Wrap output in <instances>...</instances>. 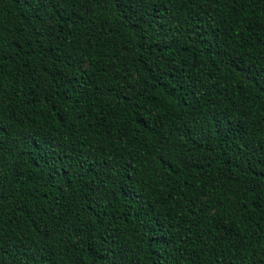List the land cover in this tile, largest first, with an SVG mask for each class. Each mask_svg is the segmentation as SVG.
Returning <instances> with one entry per match:
<instances>
[{"label": "trees", "instance_id": "obj_1", "mask_svg": "<svg viewBox=\"0 0 264 264\" xmlns=\"http://www.w3.org/2000/svg\"><path fill=\"white\" fill-rule=\"evenodd\" d=\"M0 264H264V0H0Z\"/></svg>", "mask_w": 264, "mask_h": 264}, {"label": "snow or ice", "instance_id": "obj_2", "mask_svg": "<svg viewBox=\"0 0 264 264\" xmlns=\"http://www.w3.org/2000/svg\"><path fill=\"white\" fill-rule=\"evenodd\" d=\"M144 2V0H141V3H143Z\"/></svg>", "mask_w": 264, "mask_h": 264}]
</instances>
